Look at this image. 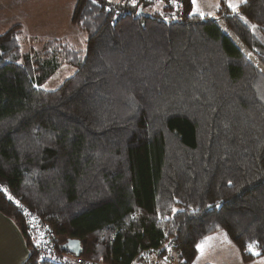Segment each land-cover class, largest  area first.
Wrapping results in <instances>:
<instances>
[{"label":"trees","instance_id":"16d2710c","mask_svg":"<svg viewBox=\"0 0 264 264\" xmlns=\"http://www.w3.org/2000/svg\"><path fill=\"white\" fill-rule=\"evenodd\" d=\"M230 10L77 0L79 37L23 38L24 54L22 25L0 33V215L24 264H136L170 242L192 264L216 232L264 258V0ZM27 216L58 261L38 259Z\"/></svg>","mask_w":264,"mask_h":264},{"label":"rangeland","instance_id":"374dc122","mask_svg":"<svg viewBox=\"0 0 264 264\" xmlns=\"http://www.w3.org/2000/svg\"><path fill=\"white\" fill-rule=\"evenodd\" d=\"M77 0H0V30L5 26L9 29H19L22 25L21 40L18 41L22 53H27L28 37L49 36H80L76 27L72 25L71 18L73 8ZM243 0H220L218 5L214 0H197V7L204 16L212 15L222 2L227 6L232 3L238 10ZM192 3V2H191ZM214 5H216L214 7ZM213 7V8H212ZM158 8V6H155ZM230 8V7H229ZM232 12V8H230ZM198 15V14H196ZM20 24V25H19ZM220 26H222L220 24ZM223 28V27H222ZM8 29V30H9ZM224 29V28H223ZM7 30V31H8ZM225 30V29H224ZM226 31V30H225ZM228 33V31H226ZM81 36L84 34L80 33ZM75 44L82 45L80 40H73ZM73 74V69L63 66L62 69L50 78L42 88L44 90L55 89L64 79ZM44 238V235H41ZM203 240V252L197 250L196 261L192 264H264V258L255 257L250 253L243 258L233 243L224 233L216 232ZM199 257V258H198ZM138 261V260H137ZM137 263V262H136Z\"/></svg>","mask_w":264,"mask_h":264},{"label":"built area","instance_id":"2783aa9c","mask_svg":"<svg viewBox=\"0 0 264 264\" xmlns=\"http://www.w3.org/2000/svg\"><path fill=\"white\" fill-rule=\"evenodd\" d=\"M27 222L28 239L34 248L38 259L40 261H58V256L53 248L55 244L54 239L47 233L49 228L40 225L38 220L31 216H27ZM41 235H44L45 237L42 238ZM79 263L84 262L79 261ZM138 264H182V262L172 252V248L168 247V249L163 250L161 257H158L155 253H151L149 256L144 255L139 260Z\"/></svg>","mask_w":264,"mask_h":264},{"label":"crops","instance_id":"0c3cea01","mask_svg":"<svg viewBox=\"0 0 264 264\" xmlns=\"http://www.w3.org/2000/svg\"><path fill=\"white\" fill-rule=\"evenodd\" d=\"M214 2L218 5L220 0ZM8 29L5 26L0 33ZM28 256L29 249L20 228L12 219L0 215V264H24Z\"/></svg>","mask_w":264,"mask_h":264},{"label":"snow or ice","instance_id":"6c2138e0","mask_svg":"<svg viewBox=\"0 0 264 264\" xmlns=\"http://www.w3.org/2000/svg\"><path fill=\"white\" fill-rule=\"evenodd\" d=\"M120 0H117V3H119ZM128 3H130L133 7H136L137 4V0H127ZM170 2H172L173 4H175V0H170ZM192 2V12L189 13V16L195 15V14H199L202 18L204 16V13L202 11L199 10V8L197 7V0H191ZM92 3L95 4L97 3V0H92ZM228 7L232 8V10L235 12L236 10V6L232 3L228 4ZM217 207H219V205H217ZM173 211L175 212L176 209H173ZM208 238H205V240H207ZM203 242L199 243L196 245V248L199 252H203ZM253 245L249 244L248 245V250L252 251ZM254 255H258L259 253H253ZM199 258V257H198Z\"/></svg>","mask_w":264,"mask_h":264},{"label":"water","instance_id":"95a60500","mask_svg":"<svg viewBox=\"0 0 264 264\" xmlns=\"http://www.w3.org/2000/svg\"><path fill=\"white\" fill-rule=\"evenodd\" d=\"M137 16L139 17H149V15L143 13L141 11V9L137 10ZM64 250H67L70 254H72L73 256H75L76 258L79 257L81 255V247L78 241L75 240H70L68 241L64 246H63Z\"/></svg>","mask_w":264,"mask_h":264},{"label":"bare ground","instance_id":"6f19581e","mask_svg":"<svg viewBox=\"0 0 264 264\" xmlns=\"http://www.w3.org/2000/svg\"><path fill=\"white\" fill-rule=\"evenodd\" d=\"M106 1H110V2H113L114 0H106ZM153 1H156L157 3H163V2H167V3H172V2H170V0H164V1H161V0H148V2H153ZM178 0H175V2H177ZM128 3V2H127ZM129 4V3H128ZM137 13V12H136ZM25 211V210H24ZM22 212V211H21ZM25 222V221H24ZM27 226V225H26ZM168 247H171L172 248V252L180 259V256L177 254V252L175 251V248H174V245H173V243H169V245H167V246H165L164 248H163V250H165V249H168ZM163 250L162 251H160V252H158V253H156V252H154L155 254H157V256L158 257H161V255H162V253H163ZM162 252V253H161ZM142 258V257H141ZM141 258H139L138 259V261H137V263L136 264H138V262H139V260L141 259ZM181 261V260H180ZM182 264H183V262H182Z\"/></svg>","mask_w":264,"mask_h":264}]
</instances>
